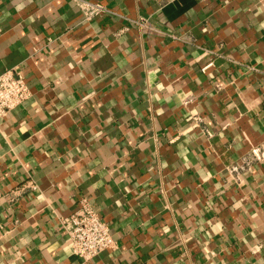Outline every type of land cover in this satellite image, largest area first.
Segmentation results:
<instances>
[{
  "label": "crops",
  "instance_id": "crops-1",
  "mask_svg": "<svg viewBox=\"0 0 264 264\" xmlns=\"http://www.w3.org/2000/svg\"><path fill=\"white\" fill-rule=\"evenodd\" d=\"M90 1L113 12L0 0L31 93L0 118V264H264V161L227 170L264 140V0ZM82 197L115 240L88 261L59 222Z\"/></svg>",
  "mask_w": 264,
  "mask_h": 264
},
{
  "label": "built area",
  "instance_id": "built-area-1",
  "mask_svg": "<svg viewBox=\"0 0 264 264\" xmlns=\"http://www.w3.org/2000/svg\"><path fill=\"white\" fill-rule=\"evenodd\" d=\"M78 6L83 21H89L96 16L112 13L106 4L90 0H72ZM140 25L142 18L137 19ZM126 27L119 29L121 32ZM205 65L203 68H205ZM29 87L17 66L6 69L0 74V118L8 114L17 105L30 96ZM200 117L193 116L192 126H199ZM264 161V140L251 145L234 162L227 167L229 181L240 183L245 173L251 172L254 164ZM32 180L25 181L9 189L6 193V208L20 199L28 190L36 189ZM61 227L67 233L71 252L83 261L92 259L103 250L115 246V240L110 233L109 224L102 219L97 210L86 197L79 199L75 208L59 218Z\"/></svg>",
  "mask_w": 264,
  "mask_h": 264
}]
</instances>
